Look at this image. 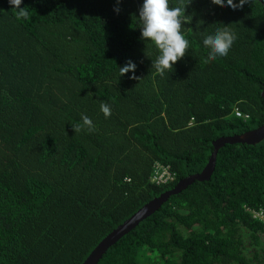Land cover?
Here are the masks:
<instances>
[{
    "label": "trees",
    "instance_id": "16d2710c",
    "mask_svg": "<svg viewBox=\"0 0 264 264\" xmlns=\"http://www.w3.org/2000/svg\"><path fill=\"white\" fill-rule=\"evenodd\" d=\"M16 2L0 0V264H81L143 204L200 172L214 140L264 124V0L236 10L192 0L189 48L164 76L139 39L142 0H21L27 17ZM225 26L237 39L210 61L200 36ZM128 59L135 78L119 77ZM82 116L93 130H76ZM156 163L174 180L153 181ZM255 212L264 140L227 143L208 180L170 195L97 264H264Z\"/></svg>",
    "mask_w": 264,
    "mask_h": 264
},
{
    "label": "clouds",
    "instance_id": "9594fccd",
    "mask_svg": "<svg viewBox=\"0 0 264 264\" xmlns=\"http://www.w3.org/2000/svg\"><path fill=\"white\" fill-rule=\"evenodd\" d=\"M121 0H116L119 4ZM192 0H181L175 6H169V0H142L138 8L137 23L139 25V39L145 45H150L157 50V55L152 61L156 73L164 76L167 70L173 69L177 61L181 60L186 50L189 48V40L185 38L182 26L189 22V15H185L187 6ZM212 5L221 7L227 6L233 10L242 8L249 0H209ZM21 0H17L15 8L20 17H27L28 13L20 8ZM119 7L114 8V12L119 13ZM192 20V16L190 21ZM237 39V34L228 27L217 28L213 32L200 36V43L203 49L207 50V59L216 60L218 57H225ZM137 63L128 59L123 67H119L120 76L131 74L129 78H135ZM101 111L105 117L110 115V106L102 103ZM93 130L94 125L91 118L81 117V123L77 125L76 130L80 128Z\"/></svg>",
    "mask_w": 264,
    "mask_h": 264
},
{
    "label": "water",
    "instance_id": "95a60500",
    "mask_svg": "<svg viewBox=\"0 0 264 264\" xmlns=\"http://www.w3.org/2000/svg\"><path fill=\"white\" fill-rule=\"evenodd\" d=\"M261 140H264V124L240 134L222 136L214 140L213 151L205 167L200 172L180 179L174 187L143 204L130 217L106 234L89 252L81 264H97L110 246L114 245L123 235L136 227L140 221L157 211L170 195L178 193L195 180H208L215 167L216 155L219 148L227 143H257Z\"/></svg>",
    "mask_w": 264,
    "mask_h": 264
},
{
    "label": "built area",
    "instance_id": "2783aa9c",
    "mask_svg": "<svg viewBox=\"0 0 264 264\" xmlns=\"http://www.w3.org/2000/svg\"><path fill=\"white\" fill-rule=\"evenodd\" d=\"M235 114L237 116H242L241 113L238 112L237 110L235 111ZM174 178H175V175L174 173L170 171L169 166L159 164V163H156L154 165V169L152 172V179L156 183H165L167 181L174 180ZM255 216L259 217L260 219L264 221V215L262 212H259V213L255 212Z\"/></svg>",
    "mask_w": 264,
    "mask_h": 264
}]
</instances>
